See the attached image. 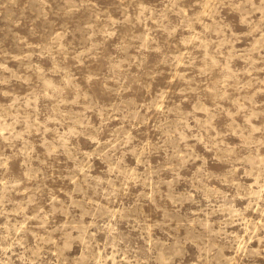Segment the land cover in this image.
Wrapping results in <instances>:
<instances>
[{"label":"rangeland","instance_id":"obj_1","mask_svg":"<svg viewBox=\"0 0 264 264\" xmlns=\"http://www.w3.org/2000/svg\"><path fill=\"white\" fill-rule=\"evenodd\" d=\"M0 264H264V0H0Z\"/></svg>","mask_w":264,"mask_h":264}]
</instances>
